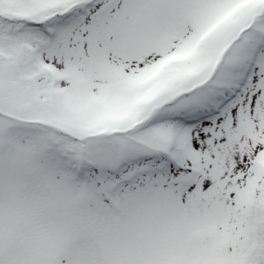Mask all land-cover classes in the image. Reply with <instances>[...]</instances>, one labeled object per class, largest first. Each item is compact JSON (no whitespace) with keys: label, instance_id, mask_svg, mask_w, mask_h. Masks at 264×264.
Wrapping results in <instances>:
<instances>
[{"label":"snow or ice","instance_id":"1","mask_svg":"<svg viewBox=\"0 0 264 264\" xmlns=\"http://www.w3.org/2000/svg\"><path fill=\"white\" fill-rule=\"evenodd\" d=\"M0 264H264V0H0Z\"/></svg>","mask_w":264,"mask_h":264}]
</instances>
